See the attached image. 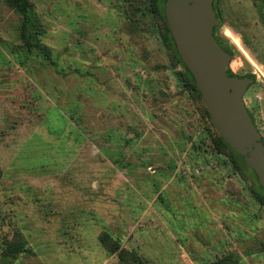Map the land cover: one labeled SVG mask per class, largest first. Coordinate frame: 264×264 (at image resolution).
I'll use <instances>...</instances> for the list:
<instances>
[{"label": "rangeland", "instance_id": "1", "mask_svg": "<svg viewBox=\"0 0 264 264\" xmlns=\"http://www.w3.org/2000/svg\"><path fill=\"white\" fill-rule=\"evenodd\" d=\"M143 0H0V264H264V204L217 150ZM264 136V3L217 0ZM135 7V8H134ZM49 50L22 48L20 29ZM27 255L5 256L15 230Z\"/></svg>", "mask_w": 264, "mask_h": 264}, {"label": "water", "instance_id": "2", "mask_svg": "<svg viewBox=\"0 0 264 264\" xmlns=\"http://www.w3.org/2000/svg\"><path fill=\"white\" fill-rule=\"evenodd\" d=\"M212 1L165 0L167 24L217 132L264 180V136L244 100L253 78L227 72L233 53L223 49L213 34L218 18Z\"/></svg>", "mask_w": 264, "mask_h": 264}, {"label": "trees", "instance_id": "3", "mask_svg": "<svg viewBox=\"0 0 264 264\" xmlns=\"http://www.w3.org/2000/svg\"><path fill=\"white\" fill-rule=\"evenodd\" d=\"M9 6L20 11L21 13L26 14L29 9L32 8V0H4ZM216 2L217 0L212 1L213 9L216 11ZM261 3H264V0H260ZM143 6H135L142 10V13L153 15L158 21V29L161 36L163 44L166 46L169 55L174 64H178L180 67L176 71L178 78L181 81L183 87H185L190 93L194 94L203 105V115L207 121V128L211 134L212 142L217 150L226 154L232 164L236 169L240 171L242 176L250 180L249 189L253 197L259 201L261 204H264V180H259L255 171L247 165L243 156H241L233 147L229 146L225 140L219 135L215 126L213 125L211 118L209 116L207 107L204 101L201 98L200 90L197 87L196 81L193 74L187 68L180 57V53L174 41V38L171 34L170 28L168 27L166 15H165V0H143ZM134 7V8H135ZM218 12V11H216ZM218 14V13H216ZM29 21L28 17L25 16L22 22L20 29V36L23 41L22 48L26 52H32L34 49L39 50L43 57H49V50L45 44L39 39L37 35L33 32H28L27 22ZM221 20L213 26V34L218 41L219 45L226 51L233 53L230 45L215 35L216 30L218 29ZM262 21L264 22V15L262 16ZM227 72L232 73V69L227 67ZM246 74L250 75L253 78L254 82L255 75L252 72H247ZM250 84V85H251ZM249 114L251 115L253 122L256 123L255 116L253 111L248 108ZM3 169L0 164V178L2 176ZM100 241L102 245L109 251L114 252L118 255L121 264H141L136 254L128 249L121 247L117 241H115L109 234L102 232L100 233ZM30 251V248L27 246L25 238L19 229L15 230L13 238L9 239L3 248V254L5 256L18 257L21 255H27ZM216 262L219 264H233L236 262V257L232 252L223 254L216 259ZM203 264H212V263H203Z\"/></svg>", "mask_w": 264, "mask_h": 264}, {"label": "flooded vegetation", "instance_id": "4", "mask_svg": "<svg viewBox=\"0 0 264 264\" xmlns=\"http://www.w3.org/2000/svg\"><path fill=\"white\" fill-rule=\"evenodd\" d=\"M216 11H218V12H216ZM216 13H218V14H216V17L218 18V20H221L222 18H221V15H220V12H219V9H218V7H217V4H216ZM221 23H222V21L220 22V25H219V27L221 26ZM218 27V28H219ZM215 35L217 36V37H219V39H221V37H220V34L218 33V29L216 30V32H215ZM222 40V39H221ZM224 41V40H223ZM244 74H246V73H244Z\"/></svg>", "mask_w": 264, "mask_h": 264}]
</instances>
